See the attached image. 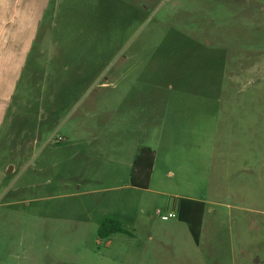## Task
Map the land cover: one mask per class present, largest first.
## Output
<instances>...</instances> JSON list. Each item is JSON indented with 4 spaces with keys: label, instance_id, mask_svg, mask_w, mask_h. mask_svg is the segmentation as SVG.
<instances>
[{
    "label": "rangeland",
    "instance_id": "1",
    "mask_svg": "<svg viewBox=\"0 0 264 264\" xmlns=\"http://www.w3.org/2000/svg\"><path fill=\"white\" fill-rule=\"evenodd\" d=\"M0 264H264V0H49L0 119Z\"/></svg>",
    "mask_w": 264,
    "mask_h": 264
},
{
    "label": "crops",
    "instance_id": "2",
    "mask_svg": "<svg viewBox=\"0 0 264 264\" xmlns=\"http://www.w3.org/2000/svg\"><path fill=\"white\" fill-rule=\"evenodd\" d=\"M48 1L0 0V119L6 105L10 103V90L17 81L23 59L30 48L35 30L42 21ZM140 146L145 145L136 146L134 154ZM134 154L128 161L129 168ZM153 163L154 156L152 166Z\"/></svg>",
    "mask_w": 264,
    "mask_h": 264
},
{
    "label": "trees",
    "instance_id": "3",
    "mask_svg": "<svg viewBox=\"0 0 264 264\" xmlns=\"http://www.w3.org/2000/svg\"><path fill=\"white\" fill-rule=\"evenodd\" d=\"M153 152L147 146L137 148L128 171V184L137 188H146L152 165ZM175 218L184 223L194 242L197 241L204 203L200 200L178 197L175 202ZM97 236L107 237L113 232H122L115 220H105L97 225Z\"/></svg>",
    "mask_w": 264,
    "mask_h": 264
},
{
    "label": "built area",
    "instance_id": "4",
    "mask_svg": "<svg viewBox=\"0 0 264 264\" xmlns=\"http://www.w3.org/2000/svg\"><path fill=\"white\" fill-rule=\"evenodd\" d=\"M169 217H175V213H167V215H161L160 219L166 220Z\"/></svg>",
    "mask_w": 264,
    "mask_h": 264
}]
</instances>
